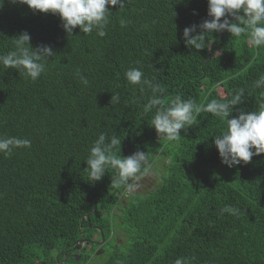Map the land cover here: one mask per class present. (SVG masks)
<instances>
[{
	"label": "trees",
	"instance_id": "trees-1",
	"mask_svg": "<svg viewBox=\"0 0 264 264\" xmlns=\"http://www.w3.org/2000/svg\"><path fill=\"white\" fill-rule=\"evenodd\" d=\"M109 11L107 34L99 37L78 27L68 35L58 15L25 4L5 0L0 9V55L14 50L13 37L22 32L33 48L49 45L56 53L35 81L0 65V137L31 141L0 153V264H58L64 255L66 264H264V154L222 164L212 141L226 120L203 111L179 140L158 137L151 127L156 110H144L151 88L124 75L140 68L165 89V107L177 95L200 106L242 88L236 107L257 111L264 86L254 82L264 75V46L225 31L223 41L222 32L206 34L210 49L186 47L183 29L207 19V0H126ZM101 133L106 142L120 139L112 150L117 157L144 151L146 170L163 161L160 185L128 197L125 184L112 186L111 166L92 182L84 160ZM229 205L240 214L221 211ZM102 238L98 248L110 253L98 257L93 242ZM78 240L87 241L74 251Z\"/></svg>",
	"mask_w": 264,
	"mask_h": 264
},
{
	"label": "clouds",
	"instance_id": "clouds-1",
	"mask_svg": "<svg viewBox=\"0 0 264 264\" xmlns=\"http://www.w3.org/2000/svg\"><path fill=\"white\" fill-rule=\"evenodd\" d=\"M9 2L25 4L34 12L58 15L68 35H72L73 30L78 27L83 34H91L95 30L99 37L107 34L105 28L110 22L109 6L123 9L126 4V0H9ZM4 3L5 0H0V9L3 8ZM120 24L123 27L127 22L121 19ZM225 31L234 37L246 34L251 45L257 48L264 46V0H207V19L199 24L185 27L182 38L189 49H210L211 45L206 47V34L222 32L223 35ZM13 38L14 50L0 55V65L5 70H16L22 77L32 81L37 80L46 71V63L50 61L48 58L56 56V53L49 45L42 44L33 48L30 44L31 37L27 32H22ZM77 75L80 77V82L87 86V78L80 76L79 71ZM124 75L130 84L147 85L151 88L153 95L144 106V110L145 112L156 110L151 120V127L156 130L158 137L163 136L168 141L179 140L180 130L183 129L187 133L195 121V115L203 111L226 120V130L220 135H215L212 141L222 164L229 168L242 162L248 164L254 156L264 154V93L261 94L262 100L257 111H245L236 107L242 103L244 94L242 88L232 95L231 99L223 101L212 99L200 106H197L191 98L184 100L177 95L165 107L162 98L165 89L145 79L140 68H129ZM262 86H264V75L254 82V87ZM113 100L118 102L119 96L112 95L111 102ZM234 109L235 115H233ZM106 139L103 133L98 136L84 160L87 164L84 170L94 182L104 177L106 167H113L117 174L111 180L112 186L118 188L121 184H125L124 191L128 196L127 188L131 189L135 182L131 180L138 179V174L147 171L144 167L147 163V155L144 151L137 150L129 156L117 157L112 154V150L115 146L121 145L120 139L117 136H112L107 142ZM28 147H31V141L28 139L0 137V153L8 155L15 148ZM221 211L232 215L240 214V209L230 205L225 206ZM175 264H183V261L177 259Z\"/></svg>",
	"mask_w": 264,
	"mask_h": 264
},
{
	"label": "rangeland",
	"instance_id": "rangeland-1",
	"mask_svg": "<svg viewBox=\"0 0 264 264\" xmlns=\"http://www.w3.org/2000/svg\"><path fill=\"white\" fill-rule=\"evenodd\" d=\"M163 163H164L163 161L162 162L155 161L151 166H149V169L143 173L142 177L135 180V182L132 184L131 189H129V187L127 188V191L129 194L128 197H131L133 194L134 195H146L148 190L154 191L156 187L160 185L161 183V178H160L161 173H159V169L157 166L160 164L162 165ZM149 170L151 171L149 172ZM126 202H127V199L124 197L121 200V203L117 206V211L114 217L116 222L119 220H120L119 223L121 222V218L123 217V210L125 209ZM98 247H101V246L96 247L95 255L99 257L102 252H104L106 256L109 255L110 251H107L105 247H102L100 249ZM97 262L98 264L101 263L99 261Z\"/></svg>",
	"mask_w": 264,
	"mask_h": 264
},
{
	"label": "water",
	"instance_id": "water-1",
	"mask_svg": "<svg viewBox=\"0 0 264 264\" xmlns=\"http://www.w3.org/2000/svg\"><path fill=\"white\" fill-rule=\"evenodd\" d=\"M223 39H224V32H223V35H222L221 40H223ZM212 53H213V48H212V50H211V52H210V54H209V57H210V58H211ZM96 211H97V206L95 205V209H94V211H93V213H92L91 215H94ZM103 243H104V238H102L100 242H93V244H94L95 246H100V245H102ZM76 244H78V243H76ZM75 250H79V248L76 247V248L74 249V251H75ZM74 257H75V258H74L75 260L79 261L81 255L77 252L76 255H75ZM66 261H67V258H65V260H63L61 263H58V264H65ZM40 264H47V263H40Z\"/></svg>",
	"mask_w": 264,
	"mask_h": 264
},
{
	"label": "flooded vegetation",
	"instance_id": "flooded-vegetation-1",
	"mask_svg": "<svg viewBox=\"0 0 264 264\" xmlns=\"http://www.w3.org/2000/svg\"><path fill=\"white\" fill-rule=\"evenodd\" d=\"M87 240H78L76 243H78L77 244V247L79 248V250H81V249H84V246H83V244L86 242ZM65 257H64V259L63 260H65V258H67V261L69 260V257H70V255H64ZM73 256H75V254L73 255ZM62 260V261H63ZM61 261V262H62ZM60 263V262H59ZM67 263V262H66Z\"/></svg>",
	"mask_w": 264,
	"mask_h": 264
},
{
	"label": "bare ground",
	"instance_id": "bare-ground-1",
	"mask_svg": "<svg viewBox=\"0 0 264 264\" xmlns=\"http://www.w3.org/2000/svg\"><path fill=\"white\" fill-rule=\"evenodd\" d=\"M76 255V254H75ZM81 255V254H80ZM74 257V256H73ZM75 258V257H74ZM77 261V260H76Z\"/></svg>",
	"mask_w": 264,
	"mask_h": 264
}]
</instances>
